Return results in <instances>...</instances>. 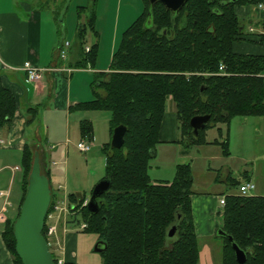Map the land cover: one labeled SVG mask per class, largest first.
I'll list each match as a JSON object with an SVG mask.
<instances>
[{
	"label": "trees",
	"instance_id": "obj_1",
	"mask_svg": "<svg viewBox=\"0 0 264 264\" xmlns=\"http://www.w3.org/2000/svg\"><path fill=\"white\" fill-rule=\"evenodd\" d=\"M27 1L35 9H52L58 14L71 0ZM144 1V12L123 33L109 71L95 76L91 85L94 99L71 107V111L108 113L111 137L116 127L127 129L121 149L112 148L111 142L102 148L104 180L110 182V189L97 198V213L88 207L81 209L79 196L70 195L69 202L87 224L85 231L97 235L106 246L101 252L103 264H198L191 165H179L172 182L155 183L149 175L150 162L160 142L169 97L176 105L183 142L189 146L208 144L207 131L218 128L219 139L212 144L219 145L225 156L230 155L229 138L222 139L224 133L218 126H229L237 117H264V56L233 50L244 30L235 8L264 0L225 5L188 0L179 13L161 3L151 6ZM78 18L77 66L86 67L95 64L98 53V43L89 52L84 47L89 30L97 35V0L89 7H78ZM35 110H28L29 123ZM16 111L14 95L0 80V130L11 125ZM196 116H210L197 136L190 124ZM80 126L82 139L93 140L92 122L83 120ZM36 151L26 144L23 201ZM45 175L50 179L48 171ZM237 184L231 182L233 187ZM54 203L52 190L49 212ZM19 215L20 211L17 218ZM14 223L7 222L3 236L15 264H23L16 253ZM174 226L177 232L169 237ZM220 231L225 233L219 234L224 244L222 264H239L233 243L245 252V264H264V196L226 197ZM43 235L46 237V229Z\"/></svg>",
	"mask_w": 264,
	"mask_h": 264
},
{
	"label": "crops",
	"instance_id": "obj_2",
	"mask_svg": "<svg viewBox=\"0 0 264 264\" xmlns=\"http://www.w3.org/2000/svg\"><path fill=\"white\" fill-rule=\"evenodd\" d=\"M235 12L243 21L244 30L240 40L233 45L234 52L264 56V10H257L254 5H243L237 6ZM45 16L46 13L33 8L27 0H0V80L3 86L12 92L17 104L11 125L0 130V135L6 142L4 146H0V192H4V196L0 197V216H3V219L0 218V264H15V258L8 249L3 235L7 222H14L17 219L23 204L25 175L22 161L26 144L36 147L40 154L41 168L49 172L50 184L57 185L55 187L51 184L52 190L54 189L56 193H54L56 201L68 200V195L72 194L81 197L84 190L92 194L96 185L105 177L103 174L106 166L105 155L97 159L87 158L83 177L86 185L82 186L79 182L70 181L66 168L69 165V153L66 159L62 158L65 155L64 147L69 150V144L74 139H77V143L82 140L79 126L84 120L82 118L84 114L89 112L71 111V107L94 99L91 76L103 71L108 72L109 68L106 67L99 72L93 68L77 66L76 51L70 53L73 50L72 43L69 48L70 55L66 60L61 59L59 49L64 43L56 45L53 24L46 21ZM96 43L98 41L93 42ZM113 48L114 55L116 40L113 42ZM27 62L32 67L45 70L41 80L28 82L27 73L23 69ZM30 108L36 110L32 111L35 118L29 123ZM259 118L264 117H237L233 121L238 128L253 135L256 143L260 132L264 138V120ZM85 120L91 121V117ZM250 120L253 121L250 123ZM32 126L33 142L27 138ZM222 126L225 125L218 127ZM228 127L231 128V125ZM217 130L218 128H213L207 131L208 144L189 146L183 142L176 105L169 97L161 123L160 142L156 146V155L150 162L149 169L153 182H169V179L175 176L179 165H191L194 179L191 205L199 243L198 264H202L205 251L210 254L208 264H214L211 253L221 254L222 264L224 244L220 241L219 231L223 225L224 207L220 200L239 195V186L254 180V150L245 149L244 154L238 153L237 156L231 151L229 157L225 156L219 145L212 144L218 138ZM111 139L112 137L110 142ZM245 145L247 146L246 143ZM262 149L259 154L261 158L264 156V143ZM235 160L239 161L236 165L233 163ZM238 163L241 166H238ZM62 164L65 168L63 175L60 169ZM231 182L239 184L233 187ZM62 183L71 185V192L63 195ZM255 191L258 192L253 196H264L263 185H256ZM71 226L73 225L61 224L59 234L64 232V235L60 256L69 264H78L79 237L72 231Z\"/></svg>",
	"mask_w": 264,
	"mask_h": 264
},
{
	"label": "rangeland",
	"instance_id": "obj_3",
	"mask_svg": "<svg viewBox=\"0 0 264 264\" xmlns=\"http://www.w3.org/2000/svg\"><path fill=\"white\" fill-rule=\"evenodd\" d=\"M93 2L94 0H71L67 4L66 8L64 5L59 10L58 14L55 13L52 9L43 10V11L40 10L41 12L46 13V16H45L46 21H50L53 24V28H54L55 35H56L55 36L56 45L59 43L65 44V42L69 41V43H72V48H73L72 52L77 50V47H78L77 33H78V27H79L78 7H89L90 5L93 4ZM144 9H145L144 0H97V21H96L97 35H95L93 32L89 30L84 47L85 46L91 47L94 45L93 42L98 41V53H97V59H96L95 64L92 65L91 63H89L86 66V69L93 68L94 70H98L99 72H101L106 67L107 68L110 67L111 62H112L113 51H114L113 42L116 40V49H117L121 41L123 33L144 12ZM87 14L83 13V18H85ZM56 15L57 16L59 15V16L56 18ZM91 77L92 79L90 82L92 85L95 82L94 74ZM93 98H94V95H93ZM89 116L91 117L90 122H92L93 133H94L93 134L94 140H92L91 151L86 154L81 153L77 148V145H78L77 139L76 140L74 139L72 143L69 144V150L66 149V147L63 148L65 155L63 156L62 159H66L69 153V165H67L66 168H67V173L70 176V181L71 182L76 181L77 183L79 182L80 186H82L85 183L83 177L85 174L84 171H86V167H87V158L94 157L97 159V157L103 156L104 153H103L102 148L105 144L110 142V138H111L109 114L106 112L90 113L89 111L88 114H84V117L82 118H84L85 120V118H88ZM259 119L264 120V118H259ZM252 121L253 120H250V123ZM234 123L235 122L232 120L230 124L231 128L228 127L227 125H225L224 127L223 126L220 127L222 128V132L224 133V136L222 139L228 136L230 155H231V151H234V154L237 156L238 153L240 155L244 154L245 149L254 150L255 160H254V165H253V168H254L253 182L256 185L261 184L264 186V156L263 158H261V155L259 156V154L263 150L262 145L264 143V138L260 132L257 135V142L255 143L253 135H251L250 133H247L242 128H238L236 124ZM33 129H34V126H32L29 129V135H27V138L32 142L34 141ZM79 130H81V126H79ZM217 133H218L217 139H219V132ZM61 134H64V133H61ZM245 143L247 144L248 147L245 145ZM34 150H37L36 147H34ZM236 162H239V161L238 160L233 161L235 165H236ZM238 166H241V164L238 163ZM250 167L252 166L250 165ZM60 169H62L61 174L63 175V172H65L64 164L60 165ZM42 173L45 174V170H43V168H42ZM103 174L105 175L104 171H103ZM151 178L152 177H150V179ZM174 178L175 176L172 177V179H169V182H172ZM62 182H64L63 179H62ZM62 184L64 187V190H63L62 189L63 187L61 186V189L63 190L62 191L63 195L65 193L67 194L68 192H71V188H72L71 185H64L65 183H62ZM52 185H54L55 187L57 186L55 184H52ZM53 192H54V189H53ZM85 192L86 191L84 190V192H82V195L80 196L83 199L84 198L90 199L91 193L88 191L86 193ZM257 192L258 191H254L252 195ZM69 196L70 195H68V200H69ZM62 198H64V196H62ZM76 211H79V210L77 209ZM67 221H68V224L73 225L71 226V229L72 231H75V233H77V236L79 237L78 247H77V252H78L77 254L79 255L78 264H103V258H102L101 252H98L95 250L98 244L97 235L91 232H88V231L76 232V229H78L79 225L83 223L82 215L79 214V212L73 215L70 214L67 217ZM63 235H64V232H62L61 235L60 234L58 235L59 243L57 241L55 243V241L53 240L52 250L54 251L56 255H60L63 250V240H62ZM220 241L222 242V239ZM209 256L210 254L207 251L203 253L202 264H208ZM211 256L213 258L212 263L221 264V254L215 255V253H211Z\"/></svg>",
	"mask_w": 264,
	"mask_h": 264
},
{
	"label": "water",
	"instance_id": "obj_4",
	"mask_svg": "<svg viewBox=\"0 0 264 264\" xmlns=\"http://www.w3.org/2000/svg\"><path fill=\"white\" fill-rule=\"evenodd\" d=\"M151 6L156 3H162L167 10L172 13H178L188 0H148ZM236 1V0H233ZM210 116H196L191 120V127L194 135L197 136L201 129H204L209 122ZM125 126H118L114 129L111 147L121 149L125 142ZM110 189V182L100 181L93 190L88 208L90 212L97 213L99 205L97 198ZM52 201V189L49 178L42 173L40 154L35 152L34 162L31 173L28 178V186L23 204L20 209V215L14 223V235L16 239V253L23 264H56L54 257L49 249L47 240L43 235L46 216L48 214ZM177 227L174 226L169 231V237H174ZM224 235L223 231H219ZM229 241L233 239L229 237ZM232 247L236 254V260L239 264H245L247 257L244 251L233 243ZM106 246L98 241L96 251L102 252Z\"/></svg>",
	"mask_w": 264,
	"mask_h": 264
},
{
	"label": "built area",
	"instance_id": "obj_5",
	"mask_svg": "<svg viewBox=\"0 0 264 264\" xmlns=\"http://www.w3.org/2000/svg\"><path fill=\"white\" fill-rule=\"evenodd\" d=\"M257 10H264V3H260L255 6ZM69 48L70 43L65 42L63 46L59 49V56L61 59L66 60L69 56ZM86 51H90V47H86ZM24 71L27 73V80L28 82H37L42 79L45 70L32 67L29 62L25 63L23 67ZM221 71H224V66L220 67ZM70 71V70H69ZM6 144L5 140L0 135V146H4ZM78 150L81 153H88L92 148V140L85 138L82 139L78 145ZM256 185L255 183L248 181L244 182L239 186V194L241 196H251L252 193L255 191ZM4 196V192H0V197ZM79 201L82 202L81 209L87 207L89 205V199H83L82 197L79 198ZM220 203L222 207L226 205V198H221ZM75 206L70 204L69 200L64 199L62 201H55L53 204L52 210L48 212L45 222V229H46V238L48 242V246L52 253L54 254V259L56 260L57 264H69L62 258L60 255H56L52 250L53 240L58 242V235L60 232L61 224L63 223L64 226L68 224L67 217L70 214H75ZM3 219V216H0ZM87 229V224L85 222L81 223L78 227V231H85ZM66 231V230H64ZM59 243V242H58Z\"/></svg>",
	"mask_w": 264,
	"mask_h": 264
},
{
	"label": "flooded vegetation",
	"instance_id": "obj_6",
	"mask_svg": "<svg viewBox=\"0 0 264 264\" xmlns=\"http://www.w3.org/2000/svg\"><path fill=\"white\" fill-rule=\"evenodd\" d=\"M215 1H217V2H219L221 5H225V4H228V3H234V2H236V1H238V0H236V1H233V0H212V3L213 2H215ZM162 4V3H161ZM180 12V11H179ZM178 12V13H179Z\"/></svg>",
	"mask_w": 264,
	"mask_h": 264
}]
</instances>
